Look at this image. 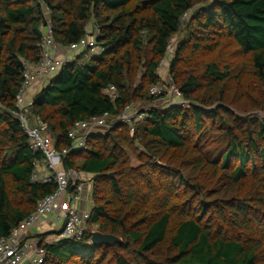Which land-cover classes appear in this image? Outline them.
I'll return each mask as SVG.
<instances>
[{"label":"trees","instance_id":"16d2710c","mask_svg":"<svg viewBox=\"0 0 264 264\" xmlns=\"http://www.w3.org/2000/svg\"><path fill=\"white\" fill-rule=\"evenodd\" d=\"M41 3L63 46L89 21L99 28L96 54L77 53L27 94L56 149L78 121L148 105L132 130L95 132L87 151L63 156L92 177L90 216L80 239L32 235L41 264H264V119L240 115L264 112V0H0V237L55 189L29 181L38 154L13 115L23 61L38 59ZM183 28L168 76L188 104L153 106ZM93 230L122 242L92 245Z\"/></svg>","mask_w":264,"mask_h":264},{"label":"built area","instance_id":"2783aa9c","mask_svg":"<svg viewBox=\"0 0 264 264\" xmlns=\"http://www.w3.org/2000/svg\"><path fill=\"white\" fill-rule=\"evenodd\" d=\"M45 16L42 38L39 45V55L36 62L23 61V82L15 96L16 109L14 117L18 120L27 139L28 146L38 157L33 161V170L29 181L34 184H53L54 191L37 202L34 211L17 226L13 227L9 234L0 237V264H21L27 257V249L33 251L31 264H41L44 257V249L37 247L35 241L28 243L31 229L39 224L43 218L57 210L54 222L60 224L58 237L80 239L87 230V221L90 216L91 201L87 193V177L90 174L81 172L75 168H63L62 158L68 151H87L89 136L97 132H105L118 124L128 125L132 130L133 122L142 117L136 114L132 107H126L119 115L112 117L107 112L93 116L86 120L78 121L70 129L68 135L72 139L68 149L58 150L54 146L53 138L47 125L31 111L32 99L27 94L31 87L40 84L60 70V68L72 58L65 52L77 54L83 51L98 52L100 45L97 42L99 36L98 26L90 21L86 24L87 34L77 42L63 46L57 43L53 36V28L49 21V8L41 3ZM190 16V12L184 13L181 21L184 22ZM171 40L167 44L166 53L159 62V72L167 60L174 56ZM160 81L149 89L152 96L163 95L164 98L183 101L175 85L169 78H161ZM114 86H110L105 93L112 98L116 97ZM166 102V103H167ZM1 106V103H0Z\"/></svg>","mask_w":264,"mask_h":264},{"label":"rangeland","instance_id":"374dc122","mask_svg":"<svg viewBox=\"0 0 264 264\" xmlns=\"http://www.w3.org/2000/svg\"><path fill=\"white\" fill-rule=\"evenodd\" d=\"M214 2L215 0H209V2ZM90 22V21H89ZM88 22V23H89ZM185 35V28H183L179 34H176L175 36H173V38L171 39V45H172V48L175 49L176 48V45H177V42L180 38H183ZM65 54L67 56H70L71 58H74L77 54H74V53H69V52H65ZM92 54H96V52H91V51H88L87 53H85V57L89 58L90 55ZM169 60H167L166 64H164L165 66H163L162 70L159 72V76H162L161 78L165 77L166 79L169 78L168 76V65H169ZM39 87V86H38ZM37 87V88H38ZM167 98H164V97H161V98H157L153 103L152 105L153 106H158V107H164L166 108L167 106H171V105H174V104H177V105H181V106H187L186 104H183V101L181 100V103H178L179 100L177 98L175 99H168V102L166 101ZM167 102V103H166ZM146 107H148V105L144 102H136V103H133V108H132V111L133 113L134 112H140V110L142 109H146ZM137 114V113H136ZM240 115H243V116H249V115H255V116H259L261 119H264V112L262 111H259V110H253V111H250L248 113H245V114H240ZM131 158V163L133 165H136L137 162L135 161L134 157L133 156H130ZM87 193L90 195V198H91V188H92V177L91 175L87 177ZM92 199V198H91ZM92 202L89 203V205H91ZM45 225V223H44ZM90 228H93L92 226ZM42 229H46L48 230L49 227L48 226H45L44 228ZM45 230V231H46ZM35 231V230H34ZM53 239V237H51Z\"/></svg>","mask_w":264,"mask_h":264},{"label":"crops","instance_id":"0c3cea01","mask_svg":"<svg viewBox=\"0 0 264 264\" xmlns=\"http://www.w3.org/2000/svg\"><path fill=\"white\" fill-rule=\"evenodd\" d=\"M39 85L36 84L33 87L30 88V90L28 91V94L31 92H35V90L37 89ZM57 213V210H54V212L52 214H50L49 216L43 218V220L37 224L36 226H34L30 233H29V239H28V243L31 244L30 242L34 241V238L32 237V235L36 234V233H41V232H54V231H58L59 230V226L60 224H57L54 222V215ZM45 223V225H44ZM45 226H48L49 229H42ZM35 230V231H34ZM46 230V231H45ZM50 237H56V235L52 234ZM27 257L24 258V260L22 261L21 264H31L30 260L33 258V251L31 250V248H28L27 250Z\"/></svg>","mask_w":264,"mask_h":264},{"label":"water","instance_id":"95a60500","mask_svg":"<svg viewBox=\"0 0 264 264\" xmlns=\"http://www.w3.org/2000/svg\"><path fill=\"white\" fill-rule=\"evenodd\" d=\"M122 239L112 235V234H104L100 231L93 230L91 232L90 243L95 246L101 245H113L115 243H121Z\"/></svg>","mask_w":264,"mask_h":264}]
</instances>
